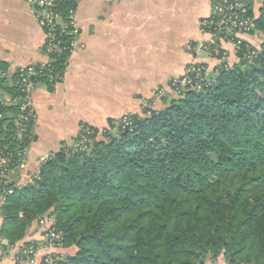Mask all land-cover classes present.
<instances>
[{
  "label": "trees",
  "instance_id": "trees-1",
  "mask_svg": "<svg viewBox=\"0 0 264 264\" xmlns=\"http://www.w3.org/2000/svg\"><path fill=\"white\" fill-rule=\"evenodd\" d=\"M72 4L66 0L58 8L67 12ZM248 16L255 23L249 34L264 33V0ZM58 36L69 46L65 34ZM261 39L255 55L243 41L234 64L217 63L211 80L202 72L201 88L164 95L163 108L134 113L132 125L116 126L109 118L117 128L109 141L96 138L100 128L83 124L95 132L88 150H68L63 142L32 182L14 178L0 205L1 245L23 240L49 215L61 244L76 249L60 264H204L220 255L226 264H264ZM69 56L68 50L55 53L53 69L65 71ZM15 78H5L3 90L11 96ZM5 110L20 113L17 105ZM34 126L22 143L10 132L12 123L2 131L8 151L29 146ZM9 158L12 166L18 159Z\"/></svg>",
  "mask_w": 264,
  "mask_h": 264
},
{
  "label": "crops",
  "instance_id": "crops-1",
  "mask_svg": "<svg viewBox=\"0 0 264 264\" xmlns=\"http://www.w3.org/2000/svg\"><path fill=\"white\" fill-rule=\"evenodd\" d=\"M210 12V0H78L80 33L64 78L52 88L39 82L33 90L35 138L19 184L69 143L81 124L101 128L109 118L138 113L142 98L184 75L194 58L186 47L202 38L200 22ZM37 13L32 0H0V73L9 78L48 59V36ZM2 222L0 215V232ZM39 228L33 224L13 254L29 240H40ZM3 254L0 264H18Z\"/></svg>",
  "mask_w": 264,
  "mask_h": 264
},
{
  "label": "built area",
  "instance_id": "built-area-1",
  "mask_svg": "<svg viewBox=\"0 0 264 264\" xmlns=\"http://www.w3.org/2000/svg\"><path fill=\"white\" fill-rule=\"evenodd\" d=\"M32 1L37 4V16L42 22L44 28L46 27V34L48 36L46 43L48 59L45 62L31 64L21 68L15 74V81L10 86H13L16 89V95L11 96L3 90L6 82L11 80V78L15 75L9 78L5 72L0 73V124L4 119L8 118L7 110H5L7 106H19L20 113L15 114L11 118V123L14 127L13 135L19 141L23 140L28 125L33 123L35 119L36 113L32 102L34 87L40 80H42L43 77L47 78L51 84H55L64 78L65 71L59 73L52 67V62L54 61L53 55L57 52L68 50L71 56V53L75 48L76 38L80 33V28L76 22V5L78 0H71L73 1V4L67 12L58 8V4L66 0ZM213 1L214 11L211 15H209V17L203 18L201 21V30L203 31V34L207 35L208 33L212 37L210 40H204L202 42L203 47L219 54L220 52H226L224 45H229V47L233 48L234 53H236L237 46L243 41H248L243 37V34H249V31L255 27V23L248 16V12L251 9V6L254 8L257 0H255V2L254 0ZM58 31L59 34H65L68 37L69 46H64L62 40L58 36ZM248 42L251 45V42ZM247 50L250 54L252 45ZM68 60L66 63H68ZM202 72H205V67L203 66L192 70L187 68L186 73L174 79L171 86H161L157 92L162 94L163 97L166 95L165 89L169 90L170 88H175L176 92H179L186 90L187 86L201 88L204 82ZM5 78L8 81H6ZM133 114L134 113H128L120 119H115L114 124H116V126L121 125L123 127L132 125L133 121L131 120V117ZM5 124L6 123L3 124V127L0 126L1 132L6 130V128L4 129ZM94 134L95 132L93 129L89 126L82 125L78 136L75 137L73 145L77 149L83 151L87 150L90 142H92V136ZM10 155H16L19 159L21 158V155L18 154L17 150L9 152L8 146L3 143V138L0 137V181L3 185H6L7 181H9L7 176H10V171L6 169V164L10 159ZM39 173L40 169H38L33 176H28L26 181L32 182L38 177ZM11 192L12 190L6 188L0 192V205L5 199V193ZM37 223L42 226V231L45 233L48 240L53 242V245H51L50 248H43L38 245L36 246V244H32L30 246V244L24 243L22 246L17 248V252L14 254L13 260L18 264H60L63 255L55 251L59 246H61V234L57 229L56 220L52 216L46 215L40 217ZM26 245L30 247L26 248ZM11 247L8 248L9 252H13L17 245L15 246L14 244V246L12 248ZM5 251L6 250L3 251L0 248V255L5 253Z\"/></svg>",
  "mask_w": 264,
  "mask_h": 264
},
{
  "label": "rangeland",
  "instance_id": "rangeland-1",
  "mask_svg": "<svg viewBox=\"0 0 264 264\" xmlns=\"http://www.w3.org/2000/svg\"><path fill=\"white\" fill-rule=\"evenodd\" d=\"M255 2V0H254ZM210 4H211V12L209 15L212 14V12L214 11V1L213 0H210ZM255 8H257V3L255 4ZM208 16H205L204 18L206 17H209ZM203 20V19H202ZM201 25H202V22H200V32L202 34V38L201 39H197L193 42H190L188 45H187V50L190 52L191 56H194L193 60H192V63L187 67L189 70H192L194 68H198L200 66H203L205 67V74L209 77L208 78V81L211 80V75H213V67L209 66L208 64H206L207 62L206 61H211V63L215 62L216 64L217 63H223V62H228L230 64H234V62H236L238 60V55L234 53V50L233 48L229 47V45H224V48L226 49L225 51L226 52H220L219 54L215 53L214 51H211V50H207L205 47H203V41L204 40H210L212 37L210 36V34L207 33V35H204L203 34V31L201 30ZM258 31L260 30H257L256 29V32L252 33V34H248V33H245L243 34V37L246 38L248 41L251 42V45H252V49L254 50L252 52V54H256L257 51H260L261 50V44L263 42V40L261 39L262 37L264 38V33L261 32L259 33ZM46 32V30H45ZM222 53V54H221ZM222 55L220 58L219 55ZM196 55V56H195ZM206 56V58L204 57ZM252 59V58H251ZM187 71V70H186ZM185 71V73H186ZM63 80V79H62ZM60 80V81H62ZM58 81V82H60ZM39 82H42V80H40ZM38 82V83H39ZM7 83V82H6ZM56 84V83H55ZM53 84V86L55 85ZM164 86H167L169 87V84L168 85H164ZM161 87V86H160ZM159 87L158 88H155L152 92H151V95H149L146 99H141V104H140V108L138 109V114H144V112L147 110V109H155V110H159L161 108L164 107V102L162 101V94H159L157 91H158ZM165 93H166V96L167 95H174L176 94V89L175 88H170L169 90L165 89ZM33 95V93H32ZM169 97H173V96H169ZM169 100V99H168ZM35 109V108H34ZM24 112V111H23ZM36 113V111H35ZM128 113H134V112H128ZM126 113V114H128ZM150 114V110L148 111V115ZM15 114H13V112L11 111H8L7 112V117L8 118H12ZM125 115V114H124ZM124 115L118 117V118H115V119H120L122 118ZM31 120V119H30ZM36 120H37V113L35 115V119H34V122L33 124L35 125L36 124ZM11 124V121H8L6 124H5V127L4 129L6 128V130L9 128ZM83 124H81L82 126ZM81 126H80V129L79 131L73 136L72 140L69 141V143H67L69 146L68 147V150H75L77 149L73 143L75 142V137L78 136L80 130H81ZM106 128H109V131H106ZM117 128L112 126L108 123V120H107V123H106V126L104 127H101L100 128V132L99 134L97 135V139L99 141H109V139L111 138V136L109 135L110 133L113 132V130L115 131ZM10 132H13V130L10 129ZM115 135H117V132L115 133ZM0 137L2 138L3 137V134L2 132L0 131ZM95 138V139H96ZM24 140V138H23ZM19 141L22 143V141ZM93 141V140H92ZM92 143V142H90ZM62 146V145H61ZM90 146V144H89ZM88 146V148H89ZM87 148V150H88ZM18 154L21 155V158L17 159V162L14 163V165L12 166L10 161L8 160V163L6 164V169L8 171H10V176H7L8 180L6 185H3L0 181V192L3 191L5 188L8 189V186L9 184L12 182V180L14 178L16 179H19V174H20V171L23 169L24 167V164L26 162V154H27V151H28V146H25L23 147L22 149L20 147H18V149H16ZM80 150V149H79ZM50 157V155L48 156ZM46 157L44 159V161L48 158ZM0 163H1V160H0ZM34 173H30L28 176H33ZM21 177V176H20ZM21 180V179H20ZM22 181V180H21ZM27 183V181H25ZM9 191V190H8ZM54 218V217H53ZM38 226L40 227V240H29L26 244H30V246L32 244H36V246H40V247H43V248H50L51 245H53V242L52 241H49L48 238L45 236V233L42 231V226L38 224ZM18 244V242L16 243ZM15 244V246H16ZM12 245H10L11 247ZM14 246V245H13ZM12 246V247H13ZM28 245H26V248L27 247H30ZM11 247V248H12ZM0 248L4 251L6 250L5 252L7 253L6 255H9V254H12V257L14 256L13 252L12 251H8L9 247H7L6 249L0 245ZM15 249V248H14ZM8 251V252H7ZM53 251V250H52ZM55 251H57L58 253L62 254L63 257L64 256H67L68 254H73L75 253L76 249L74 247H70V248H67L65 247L64 245L61 244V246H59ZM5 255V254H3ZM5 255V256H6ZM219 257L223 258V260H225L224 256L223 255H220ZM218 257V258H219ZM215 259V260H212V259H207V263L208 264H220L219 260ZM226 261V260H225Z\"/></svg>",
  "mask_w": 264,
  "mask_h": 264
},
{
  "label": "water",
  "instance_id": "water-1",
  "mask_svg": "<svg viewBox=\"0 0 264 264\" xmlns=\"http://www.w3.org/2000/svg\"><path fill=\"white\" fill-rule=\"evenodd\" d=\"M6 242H8L7 240H5Z\"/></svg>",
  "mask_w": 264,
  "mask_h": 264
}]
</instances>
